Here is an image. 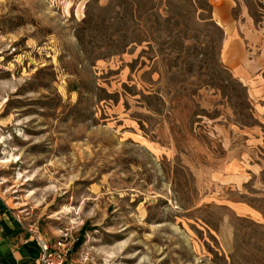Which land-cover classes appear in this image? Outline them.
I'll return each mask as SVG.
<instances>
[{
	"label": "rangeland",
	"instance_id": "1",
	"mask_svg": "<svg viewBox=\"0 0 264 264\" xmlns=\"http://www.w3.org/2000/svg\"><path fill=\"white\" fill-rule=\"evenodd\" d=\"M0 203L67 264H264V0H0Z\"/></svg>",
	"mask_w": 264,
	"mask_h": 264
},
{
	"label": "crops",
	"instance_id": "2",
	"mask_svg": "<svg viewBox=\"0 0 264 264\" xmlns=\"http://www.w3.org/2000/svg\"><path fill=\"white\" fill-rule=\"evenodd\" d=\"M40 248L28 229L15 226L0 203V264H38Z\"/></svg>",
	"mask_w": 264,
	"mask_h": 264
},
{
	"label": "built area",
	"instance_id": "3",
	"mask_svg": "<svg viewBox=\"0 0 264 264\" xmlns=\"http://www.w3.org/2000/svg\"><path fill=\"white\" fill-rule=\"evenodd\" d=\"M35 241L40 248L38 264H67L69 258V248L63 241L52 243L42 232L30 230Z\"/></svg>",
	"mask_w": 264,
	"mask_h": 264
}]
</instances>
